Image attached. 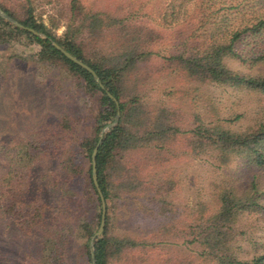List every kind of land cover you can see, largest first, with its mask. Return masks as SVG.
<instances>
[{
    "label": "rangeland",
    "instance_id": "1",
    "mask_svg": "<svg viewBox=\"0 0 264 264\" xmlns=\"http://www.w3.org/2000/svg\"><path fill=\"white\" fill-rule=\"evenodd\" d=\"M7 1L23 14L28 0ZM180 4L181 0H79V8L73 9L72 0H32L38 20L45 21L58 35L73 34L72 40L92 62L103 63L104 58H113L126 44L120 35L122 25L132 23L136 32L140 30L142 48L150 56L135 62L122 85L125 96L141 95L148 111L143 119L145 129L157 120V113L162 114L167 127L181 120L184 127L192 126L194 113L204 127L220 124L234 131L262 120L264 103L255 92L201 81L181 68L183 62L178 56L182 52L185 56L201 54L202 41L215 29L213 26L206 33L195 30L201 20L198 15L216 7L207 5L206 0H191L185 12ZM95 11L106 23L123 17L125 21L100 31L96 25L89 29L84 13ZM131 11L138 13L133 22L127 17ZM20 43L21 39L15 38L12 44L0 45L1 71L6 69L0 87V146L25 139L34 151L41 150L42 159L31 168L29 189H18V183L13 185L11 203L33 204L25 206L22 224L10 219L0 206V264H89L87 222H96L100 209L89 198L91 189L86 178L90 161L80 151L81 142L92 132L98 94L94 95L83 79L62 64L23 60L40 48L34 44L27 48ZM225 62L232 70L264 74V62L253 67L230 57ZM237 115L240 117L235 118ZM61 123L67 130L64 138L58 133ZM171 131L166 140L145 141L143 148L129 150L123 157L127 160L124 165L130 169L128 177L138 180L141 176L144 181L152 178L155 184H161L159 188L144 183L142 189H124L125 172H110L107 236L114 242L130 238L146 245L143 249L128 248L122 255L111 257L108 264H211L203 259L199 242H190V227L198 222L195 215L200 203L214 209L216 187L223 180L239 190L253 179L264 187V174L250 165L247 158L234 155L228 164L221 165L214 149L202 147L197 154L186 151V135ZM8 170L0 157V191ZM153 171L157 172L154 177ZM51 182L62 184L61 190H54ZM5 189L10 192L4 186ZM142 195L148 197L141 198ZM150 196L159 197L162 202L150 200ZM39 198L42 205H47L45 226H39ZM100 224L101 221L98 229ZM236 224L246 232L234 241L240 258H251L255 251L263 253L264 214L244 212ZM114 249L111 244L112 253Z\"/></svg>",
    "mask_w": 264,
    "mask_h": 264
},
{
    "label": "trees",
    "instance_id": "2",
    "mask_svg": "<svg viewBox=\"0 0 264 264\" xmlns=\"http://www.w3.org/2000/svg\"><path fill=\"white\" fill-rule=\"evenodd\" d=\"M188 1L191 0H181V10L186 8ZM206 3L215 5L216 8L203 16L198 15L201 20L195 30L202 29L206 33L213 26L215 29L202 41L204 49L201 54L195 52L185 56L182 52L178 56L183 62L181 68L192 77L198 76L196 79L201 81H214L217 84L255 92L264 103V74L254 75L232 70L225 62L228 57L242 64L247 63L251 67L264 62V0H206ZM25 4L23 14H20L19 10L10 5L7 0H0V8L24 25V27L17 26L0 14V45L12 44L15 38L21 39L20 44L27 48L31 44L37 45L40 48L39 51L22 57V59L36 63L47 62L53 66L62 64L71 74L83 79L94 95L98 94L96 102L98 112L94 117L92 132L81 142L82 151H80L85 153L90 161L86 178L91 189L89 198L96 201L100 209L98 220L93 221L94 223L87 222L90 227L86 242L89 264H108L111 257L117 254L122 255L128 248L143 249L146 245L142 241L130 238L123 239V241L116 239L114 242L112 237L107 236L108 223L105 230L93 238L102 218L101 196L92 175V155L96 147H98L96 154L98 182L105 200L109 199L110 194L108 177L110 172L115 170L124 171L126 174V182L122 186L124 189H142L144 183H148L152 188L161 186V184H155L152 178L144 181L141 176L138 180L128 177L130 169L124 165L127 160L123 157L129 150L136 151L143 148L145 141L166 140L169 130L176 134L182 131L186 135L185 143L188 146L186 151L197 154L201 152L202 147H209L216 151V158L219 159L221 165L228 164L234 155H240L247 158L250 165L264 174V118L243 130L234 131L220 124L209 126L205 124L204 127L200 117L195 113L192 116V126L184 127L181 120L167 127L162 114L157 113L155 114L157 120L150 125L149 129L143 127V119L148 115L146 105L141 102V95L138 93L125 96L122 83L126 72L137 63V60L149 57L150 52L142 48L143 36H140V30L136 32L137 28L134 29L132 23L131 27L122 25L125 21L124 17L116 18L115 22L106 23L96 11L84 13L90 24L89 29L96 25V29L100 31L121 24L120 28L123 32L120 31V35L124 37V41L126 39V44L122 45L113 58H104L103 63H97L87 59L82 47L72 40L73 34L69 36L66 32L63 36L58 35L47 27L45 21L38 20L34 13L32 0H28ZM72 8H79V0H72ZM137 15V12L131 11L127 17L133 22ZM138 28L145 29L142 26ZM128 29H132L135 33H131ZM35 31L45 36L42 37ZM56 44L91 66L100 81L89 70L67 57ZM1 66L0 62V87L4 80L2 74L6 71V69L1 71ZM111 95L117 99L118 104ZM118 110L120 117L116 121ZM165 111L168 113L169 109L165 107ZM238 117L240 116L237 115L235 118ZM106 127L107 129L103 132ZM59 130L58 133L63 138L67 136V130L62 123ZM24 140L16 139L8 146H0V157L9 167L7 174L2 178L3 190L0 191V206L5 214L8 213L10 219L18 223H20V218L23 220L25 217V206H33V204L32 202L17 204L16 201L11 203L13 185L18 183V189L22 187L29 189L32 185L33 171L31 168L42 159L41 150L39 149V153L34 151L29 141ZM36 146L39 148V143ZM156 147L161 148L162 146ZM156 174L157 172L153 171L151 176L154 177ZM51 184L54 190L62 188V184L58 183L59 186L55 182ZM4 186L10 189V192L7 189L4 190ZM17 190L14 194L18 196ZM216 190L214 209L210 210L203 202L197 208L195 218L198 222L190 227L189 234L193 236L190 242H199L203 259L211 264H264V252L255 251L251 258H240V249L238 247L239 250H235L234 244L237 236H244L246 233L236 226L238 216L244 212L264 214V187L253 179L245 189L239 190L233 184L223 180ZM144 197L147 198L148 195H142L141 198ZM149 199L162 202V199L156 196H150ZM41 203L39 198V226H45L47 205ZM106 220L108 222L107 213ZM165 226L164 224L161 229ZM111 244L116 247L113 253L110 251ZM92 247L94 255H92Z\"/></svg>",
    "mask_w": 264,
    "mask_h": 264
},
{
    "label": "water",
    "instance_id": "3",
    "mask_svg": "<svg viewBox=\"0 0 264 264\" xmlns=\"http://www.w3.org/2000/svg\"><path fill=\"white\" fill-rule=\"evenodd\" d=\"M0 14L2 16H4L6 19L14 22L17 26H20V27H24L23 24H21L19 21H16L13 17H11L9 14H6L1 8H0ZM38 35L42 36V33H39V32H36ZM57 45V44H56ZM57 47L59 49H61V51L67 56L69 57L70 59H72L73 61L77 62L78 64L82 65L84 68H86L87 70H89L91 73H93V75L95 76V78L97 80L100 81L97 73L95 72V70L89 66L88 64L84 63L83 61H81L80 59H78L76 56H74L73 54H71L69 51H67L66 49L60 47L59 45H57ZM112 96V95H111ZM114 98V100L117 102L118 104V101L117 99L112 96ZM120 117V112L118 110V113H117V116H116V121H118ZM101 138H102V135H101ZM97 150H98V147L95 148L94 152H93V155H92V175H93V181L98 189V192L101 196V201H102V218H101V224H100V227L98 229V231L96 232V234L94 235V237H96L97 235H100L103 230H104V227H105V224H106V200H105V197L103 195V192L101 190V187H100V184L98 182V174H97V162H96V154H97ZM93 243V242H92ZM91 251H92V255H94V252H93V247L91 248Z\"/></svg>",
    "mask_w": 264,
    "mask_h": 264
}]
</instances>
